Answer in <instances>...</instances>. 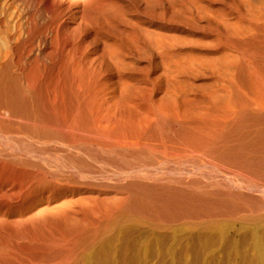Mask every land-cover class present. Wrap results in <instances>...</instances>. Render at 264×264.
Returning a JSON list of instances; mask_svg holds the SVG:
<instances>
[{"label":"bare ground","instance_id":"1","mask_svg":"<svg viewBox=\"0 0 264 264\" xmlns=\"http://www.w3.org/2000/svg\"><path fill=\"white\" fill-rule=\"evenodd\" d=\"M241 191L264 192V0L0 3V264H136Z\"/></svg>","mask_w":264,"mask_h":264},{"label":"rangeland","instance_id":"2","mask_svg":"<svg viewBox=\"0 0 264 264\" xmlns=\"http://www.w3.org/2000/svg\"><path fill=\"white\" fill-rule=\"evenodd\" d=\"M242 194L247 196L237 200L239 203L236 205L241 207L235 211L238 214L213 222L207 219L211 224L204 220L203 226L191 222L192 225L184 227L183 232L177 228L166 237L168 240H159L147 253L144 251L136 264H264V192L243 191ZM248 196L249 199L253 197L252 201H248ZM254 198L262 201V206ZM250 202L255 205H250Z\"/></svg>","mask_w":264,"mask_h":264}]
</instances>
